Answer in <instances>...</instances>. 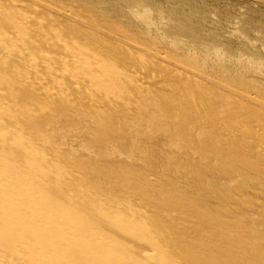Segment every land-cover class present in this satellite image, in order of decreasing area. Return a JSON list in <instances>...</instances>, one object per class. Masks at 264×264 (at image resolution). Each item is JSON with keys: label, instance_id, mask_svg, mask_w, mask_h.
<instances>
[{"label": "rangeland", "instance_id": "obj_1", "mask_svg": "<svg viewBox=\"0 0 264 264\" xmlns=\"http://www.w3.org/2000/svg\"><path fill=\"white\" fill-rule=\"evenodd\" d=\"M0 264H264V0H0Z\"/></svg>", "mask_w": 264, "mask_h": 264}]
</instances>
